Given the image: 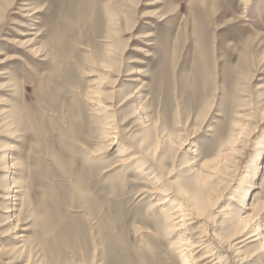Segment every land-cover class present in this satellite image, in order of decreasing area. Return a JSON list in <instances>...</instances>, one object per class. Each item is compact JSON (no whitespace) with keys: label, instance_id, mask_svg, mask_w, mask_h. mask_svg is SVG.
<instances>
[{"label":"rangeland","instance_id":"rangeland-1","mask_svg":"<svg viewBox=\"0 0 264 264\" xmlns=\"http://www.w3.org/2000/svg\"><path fill=\"white\" fill-rule=\"evenodd\" d=\"M105 123L116 138L97 152ZM159 132L170 139L155 157L114 167L121 151L151 153ZM216 156L210 234L258 205L253 233L264 226V0H0V264H184L148 212L160 196L131 182L150 168L169 189ZM18 234L25 250L7 252Z\"/></svg>","mask_w":264,"mask_h":264},{"label":"bare ground","instance_id":"bare-ground-1","mask_svg":"<svg viewBox=\"0 0 264 264\" xmlns=\"http://www.w3.org/2000/svg\"><path fill=\"white\" fill-rule=\"evenodd\" d=\"M134 74L141 75L142 71H137ZM95 84L96 82H93V85ZM88 92L92 94L93 89ZM94 98H90L91 100H95H92L91 102H94V104L100 106L101 104L100 101L97 100L96 94L94 95ZM98 111V113L101 112L100 114H103V112L110 111V108L101 105L100 110ZM139 119L142 128L150 127L151 122H149L150 119L147 116H141ZM109 125V123H105L104 126H102V142L100 148L98 149L99 151L97 152H101L102 150L108 151L109 147L114 144L112 139L116 137L114 136L113 138L111 135V137H109V135L106 133V130H111V126ZM169 139V136L159 132L155 137L151 153L146 146L141 147V145L136 147L138 151L130 155H127L129 151H121L120 157L126 159H119L117 161L119 164H116L114 167L122 166L125 168L133 165V162L139 158V153H144V155L150 158L155 157L156 150L160 146H164L166 143H168ZM229 142L230 141H227L225 144H228ZM103 143L105 144L103 145ZM222 147H224V145ZM217 156L219 158V154ZM217 156L211 160L202 162L198 169L194 170L195 166L188 169L187 171L190 172L189 178L182 185L179 184L174 186L170 183L171 186L169 189L161 190V188L158 187L160 185L156 180V174L154 172L150 173V168L139 170V179L136 182H131V184H143L141 182L148 181L152 190L150 194L160 196L158 199L153 197L154 199H152L148 205V212L149 214L159 212L160 217L158 219H160L161 223L162 238H172L169 241V247L173 252L177 251L176 253L180 255V258H182L184 264H248L259 253L264 252V226H258L255 232H251L252 225L258 220L262 211V208H259L260 210H258V205L252 206L249 209L251 214H247L244 217H239L236 222L230 225L224 237L218 238L210 234L214 226L207 224L204 221V218L208 212L214 210L215 213V205L220 198V195L217 196V193H220L219 183L221 182L218 181L214 183L213 181L216 179L217 174L209 171V168L214 165L218 159ZM153 161L156 162V160ZM185 164L186 166L182 168H187L188 166L190 167L193 165V163L188 165V162ZM109 170L110 169L107 171ZM149 174L152 175L148 176ZM12 188H18L16 186V182H13ZM226 190L223 189L222 191ZM10 191L15 194L12 196V199L10 198V200L18 202L20 191ZM175 199H178V202H176L177 204L174 202ZM172 205L176 206L173 208L171 207ZM16 206L17 205L13 203L12 209L7 211L10 213L9 217H13L16 221L15 225L13 226L14 230L19 224V215L15 216V213L18 211L15 210ZM228 212V208H222L216 212V216H227L230 213ZM193 224H199V226L196 227L197 230L195 232L193 229L187 227L192 226ZM203 228H205V233L203 232ZM24 235H16L15 238L19 240L18 242L21 244H18L13 249L7 250V252H23L26 248L25 242L23 241L25 238ZM255 242L260 244L258 249L259 253L245 255L244 251L247 246ZM27 264H32V262L28 260Z\"/></svg>","mask_w":264,"mask_h":264}]
</instances>
